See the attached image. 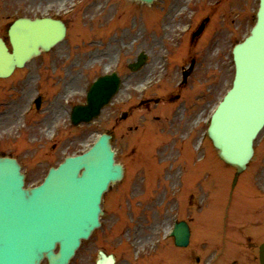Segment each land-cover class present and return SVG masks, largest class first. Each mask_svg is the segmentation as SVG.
<instances>
[{
    "label": "rangeland",
    "instance_id": "rangeland-1",
    "mask_svg": "<svg viewBox=\"0 0 264 264\" xmlns=\"http://www.w3.org/2000/svg\"><path fill=\"white\" fill-rule=\"evenodd\" d=\"M257 8L258 0H158L152 6L129 0H0V36H6L9 24L22 16L56 15L68 25L64 41L29 63L32 77L21 82L25 73L18 76L14 96L24 99L14 114L0 116V154L18 157L27 174V185H35L50 166H57L67 155L81 153L100 133L108 132L114 136L116 158L128 172L126 181L116 183L105 195L103 226L83 243L72 264H93L100 249L117 252L118 264H133L135 252L149 250L156 238L163 237L176 209L174 202H167L165 189L166 181L174 180L182 171L181 160L174 176L169 170L173 160H178V146L186 155L187 175L198 170L200 154L207 153L211 154L210 162L203 169L214 177L213 171L218 169L213 167L217 154L212 143L208 141L199 153L195 147L206 120L232 85L231 50L253 27ZM193 11L198 13V20L194 19L192 30L182 35L192 22ZM202 25L201 34L192 38ZM142 51L148 54V63L132 72L128 64ZM161 54L168 57L169 64L161 60ZM192 59L196 61L195 71L182 88L186 103L171 105L166 96L177 94V84L182 80L181 67L176 69L175 65L180 61L189 65ZM116 70L123 77L120 93L95 121L75 128L67 115L70 104L84 103L86 88L99 75ZM153 80L156 88L142 94L144 83ZM36 87L44 88V106L37 110L34 121H20V112L28 104L25 98L36 94ZM147 97L162 102L139 108ZM185 106L190 108L187 112ZM169 108L178 115L168 114ZM124 112L129 113L126 120L121 119ZM173 117L177 120L172 121ZM53 126L60 134L52 141ZM255 147L249 170L255 176L254 182L264 185V129ZM221 168L223 172L233 171ZM124 186L130 191L124 192ZM249 191L254 195L253 190ZM208 204L206 213L197 214V223L213 226L214 203ZM253 204L256 202L248 197L240 198L238 208L249 212ZM180 209L184 217L187 213L196 216L194 210ZM165 248L158 251L160 256L166 253ZM152 262L144 259L142 264H155Z\"/></svg>",
    "mask_w": 264,
    "mask_h": 264
},
{
    "label": "water",
    "instance_id": "water-1",
    "mask_svg": "<svg viewBox=\"0 0 264 264\" xmlns=\"http://www.w3.org/2000/svg\"><path fill=\"white\" fill-rule=\"evenodd\" d=\"M64 34L61 22L19 20L11 29L13 54L0 39V75L9 74L16 64L22 65L38 54L39 47L50 49ZM234 58V88L216 111L210 135L220 156L240 172L253 154V139L264 125V0L251 36L235 48ZM145 61L146 56L141 54L131 67L138 69ZM117 85L113 78L95 86L89 107L79 108L74 122L97 116ZM114 156L110 136L103 135L95 147L81 156L69 157L58 169L51 170L42 185L29 189L24 188L20 165L9 158L1 159L0 264H40L45 257L50 264H69L81 240L100 225L103 193L110 183L123 177V168L115 163ZM181 230L177 242L186 245L188 228L182 224ZM57 245L59 251L55 253ZM261 254L264 264V246ZM108 260L105 264H113Z\"/></svg>",
    "mask_w": 264,
    "mask_h": 264
},
{
    "label": "flooded vegetation",
    "instance_id": "flooded-vegetation-1",
    "mask_svg": "<svg viewBox=\"0 0 264 264\" xmlns=\"http://www.w3.org/2000/svg\"><path fill=\"white\" fill-rule=\"evenodd\" d=\"M2 87L0 86V89ZM221 198V196H220ZM260 213L264 212V208L260 209ZM258 223V222H257ZM251 236L249 238L250 248L251 251L249 252L250 257H256V247L257 242L264 237V218L259 220V224H255L253 227H251ZM243 231V230H242ZM218 248H220V245H217ZM186 253L183 255V257L180 260V264H185V262H188L190 260V257L195 253V248L191 249V245L186 248ZM171 253V259L173 258V264H179L178 260L173 257L174 255V244L170 248ZM198 261H200V258H197Z\"/></svg>",
    "mask_w": 264,
    "mask_h": 264
},
{
    "label": "bare ground",
    "instance_id": "bare-ground-1",
    "mask_svg": "<svg viewBox=\"0 0 264 264\" xmlns=\"http://www.w3.org/2000/svg\"><path fill=\"white\" fill-rule=\"evenodd\" d=\"M87 149H88V148H87ZM87 149H86V150H87Z\"/></svg>",
    "mask_w": 264,
    "mask_h": 264
}]
</instances>
